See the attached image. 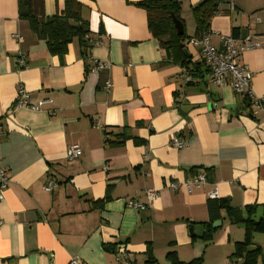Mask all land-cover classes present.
<instances>
[{
	"label": "crops",
	"instance_id": "obj_1",
	"mask_svg": "<svg viewBox=\"0 0 264 264\" xmlns=\"http://www.w3.org/2000/svg\"><path fill=\"white\" fill-rule=\"evenodd\" d=\"M79 1L89 38L101 42L87 58L75 40L62 58L51 55L18 18L17 0H0V168L9 178L0 202V264H69L73 257L82 264H118L103 245L124 246L133 264H151L148 246L153 264H170L169 252L183 263L242 264L231 256L244 227L224 212L209 242L189 229L203 225L204 235L213 188L237 210L236 219L246 218L249 206L262 208L264 216V117L228 85L214 86L198 49L184 44L190 64H198L187 81L150 35L145 11L133 5L140 0ZM179 1L185 34L193 38L191 8L201 0ZM219 1L208 41L220 48L221 37L261 39L238 62L251 73L252 94L262 96L264 0ZM63 2L33 0L34 14L53 16ZM93 60L110 67L91 73ZM19 85L30 103H51L12 112ZM121 134L120 145H109ZM173 137L182 148L171 146ZM70 145L82 151L73 161L66 156ZM198 173L206 183L191 193L166 185ZM49 181L55 183L50 192L44 189ZM146 191L155 194L150 205ZM106 196L102 207L94 204ZM129 199L146 210L126 208ZM256 248L264 257L261 234L252 236L249 249Z\"/></svg>",
	"mask_w": 264,
	"mask_h": 264
},
{
	"label": "trees",
	"instance_id": "obj_2",
	"mask_svg": "<svg viewBox=\"0 0 264 264\" xmlns=\"http://www.w3.org/2000/svg\"><path fill=\"white\" fill-rule=\"evenodd\" d=\"M133 5L145 11L148 31L152 38L157 41L159 48L164 51L166 60L183 68L185 71L182 73L191 77L195 72L194 67L198 66V64L191 65L190 58L188 59L184 56L180 47V45H187V41L191 38L185 34V30L182 35H177L172 21V17L176 18L181 22L184 29V22L180 17V1L140 0ZM220 5L221 2L219 0H201L196 6L191 8L195 24L193 38H201L209 34L211 19L220 13ZM17 11L18 18L26 21L34 35L45 41L47 50L51 55L62 58L67 52L68 45L75 40L79 46L80 56L87 58L88 51L93 45L90 43L88 23L81 15L82 4L79 0H64L63 8L59 13L44 19H39L34 14L33 0H17ZM242 99L243 103L250 107V102L246 98ZM124 139V135L121 134L114 142H109V145L118 146ZM134 143L140 144L141 142L134 141ZM108 198L106 196L94 204L102 207ZM207 212L209 220L208 223L204 224L206 231L203 235V240L205 242L211 241L213 234L218 229L212 228V224L218 221L220 213L224 212L227 218L235 224H242L244 227V240L235 244L231 258L241 260L242 264L264 263L260 248L249 249L252 246L253 234L264 236V216L257 223L250 220L256 212V207L249 206L245 208L246 218L236 219L238 212L230 206L227 200L215 199L207 201ZM103 249L115 254V256L119 250L126 252L124 246L120 247L117 245H103ZM145 254L148 263H155L151 246L147 247ZM166 259L170 264H202L201 259H195L188 263L180 262L174 252L167 253Z\"/></svg>",
	"mask_w": 264,
	"mask_h": 264
},
{
	"label": "built area",
	"instance_id": "obj_3",
	"mask_svg": "<svg viewBox=\"0 0 264 264\" xmlns=\"http://www.w3.org/2000/svg\"><path fill=\"white\" fill-rule=\"evenodd\" d=\"M229 11L234 10L232 2L228 3ZM92 45H101L100 41L90 40ZM187 45L198 49L201 60L206 67L207 75L211 83L216 87H224L228 85L233 93L241 98H246L250 102V107L256 114H260L264 117V95L254 96L251 91V73L245 65L238 62L239 56L249 50H254L260 47L261 39L258 37L248 34L243 38L234 39L231 36L221 37L220 48L213 47L208 41V34L201 38H191L187 41ZM19 66L25 67V61L23 57H20ZM110 67L109 62H102L93 60V65L89 69L91 73H99L102 70H106ZM183 71H185L183 69ZM187 81L190 77H186ZM112 88V85L108 82L105 85V90L108 92ZM51 103L49 100H38L35 103H30L29 94L19 85L16 92L15 101L11 106V111L27 108L32 111L40 110L44 105ZM2 128L0 126V135ZM171 146L180 149L183 146V142L177 137H173L171 140ZM82 154L81 148L78 145H70L67 148L66 156L69 161L76 160ZM9 183L8 175L4 169L0 168V202L3 200V192L6 190ZM206 179L204 174H195L192 178L187 179L185 182L176 183L169 182L167 187L171 191H177L183 188L187 193H191L192 190L198 189L204 186ZM55 187L53 181H49L45 190L50 192ZM145 196L147 204L150 205L154 199L155 194L151 191H146ZM209 200H215L218 198L215 188H213L208 194ZM126 208L135 211H144L147 205L140 203L136 199H129L125 204ZM2 221L0 220V228ZM118 264H132L128 258V254L123 250H119L115 256ZM69 264H82L78 257L71 258ZM228 264H235L230 262Z\"/></svg>",
	"mask_w": 264,
	"mask_h": 264
},
{
	"label": "water",
	"instance_id": "obj_4",
	"mask_svg": "<svg viewBox=\"0 0 264 264\" xmlns=\"http://www.w3.org/2000/svg\"><path fill=\"white\" fill-rule=\"evenodd\" d=\"M172 21H173V24H174V28L176 30V33L177 35H182L183 32H184V29H183V25L181 24V22L179 20H177L176 18L172 17ZM180 47L182 48V52L184 54V56L186 58H189V54L187 52V49L184 47V45H180ZM262 217V208H258L255 212V214L250 218V220L252 222H255L257 223L260 218ZM220 224L219 220L218 221H215L213 224H212V228H216L218 225ZM190 234L196 238H202L203 236V230H204V226L203 225H191L190 226Z\"/></svg>",
	"mask_w": 264,
	"mask_h": 264
}]
</instances>
